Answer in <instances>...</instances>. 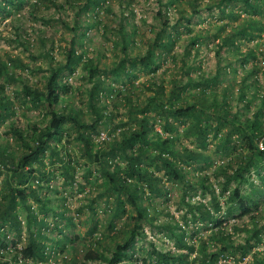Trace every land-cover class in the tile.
Masks as SVG:
<instances>
[{"label": "trees", "instance_id": "trees-1", "mask_svg": "<svg viewBox=\"0 0 264 264\" xmlns=\"http://www.w3.org/2000/svg\"><path fill=\"white\" fill-rule=\"evenodd\" d=\"M177 1L156 0L159 8L155 11V16L159 20L160 28L147 43L143 54L132 55L129 53V48L135 23L130 16L133 13L129 8V2L128 5L121 7L118 15L111 11L110 6L104 7V13L111 18L108 19V23L106 21L102 25V31L105 34L109 29H115L117 42L115 41L114 46L119 48L121 53V57H117L113 67L105 68L107 72H101L98 65L93 63L91 58H85L84 52L78 48V38L84 36L85 30L98 23L94 21L85 22L83 25L75 23L71 29L73 31L71 39L60 51L63 61H55L52 47L48 48L46 45L48 39L39 37L42 51L38 55L46 60L45 68L36 64H33L32 68H26L18 55L6 54V61L0 57V78L6 82H15V80L19 82L21 79L19 88L21 98L24 102H28L32 109L40 110L42 119L45 117L41 125L32 122L25 127L10 126L11 138L16 147L10 149L5 143V146L0 144V229L5 231L4 234H0V264H9V260L17 263L20 256L35 261L46 258V245L43 242L46 239L44 235L46 223L44 217L38 219L34 214L29 201L32 200L37 205L38 212L41 214L51 210L48 205V196L41 194L40 190L48 188L53 173L51 169L46 168L49 165L53 166L54 162H58L64 179H69V184L73 181L69 154L61 151L62 145L58 147L63 136H66L70 130L76 133L79 156L85 159L86 163L96 166L98 170L102 185L98 196L104 197L105 201L107 198L112 199V206L106 203L105 209L108 213L106 219L108 231L114 230L116 234H123L122 240L112 241L114 247L110 251L109 258L101 254L103 249L100 247H105L106 244L104 239L99 237L96 238L94 248L81 249L82 259L95 260L96 257H100L106 264H118L124 258L133 259V254L128 251L132 252L135 237H145L143 230L145 224L164 230L172 237L174 246L178 249L164 253L153 251L157 257V264H224L218 263L219 258L224 256H231L234 261L240 262L260 240L257 231L264 226H255L253 230L244 229L247 233L244 238L240 241L234 240L230 232L232 228L227 231L223 221L215 217L214 213L219 209L218 195L214 193L208 175L200 172L209 161V157L202 151L207 147V135L212 139L216 138V132L222 130L225 125L228 126L220 139L219 148L224 152L228 148L231 133L235 132L241 145L246 146V150L238 154L239 161L231 170L217 167L214 175L221 174L223 177V182L219 184V193L225 192L231 181L246 182L244 173L253 166L257 170L258 162H264V93L259 92L258 82V73L264 77V53L253 47L240 50L235 35L238 34L240 38L253 37L249 31H245L246 27L226 34L217 42L215 49L217 65L214 74H197L192 77L188 76L191 66L182 67L186 79L184 82L180 79L179 81L171 79L172 87L167 98L164 97L163 79L148 82L150 85L153 84V91L143 95L142 98L135 97L132 91H127L123 100L127 106V121L131 124L116 123L112 129L115 130V135H109L105 131L108 130L105 127L114 124L115 121L112 119L111 111L106 113V102L101 104L100 99L104 97L106 101L110 99L114 102L115 97L111 95L112 87L104 84L102 76L105 73H111L115 78L123 75L124 80L130 81V77H136V73H133L136 66L147 71H156L159 64L156 63L154 54L156 52L165 54L170 51L175 41L173 33L166 32L168 17L165 4L169 5ZM228 1L235 0H217L215 4L218 6ZM238 1L244 4L246 12L250 15L264 10V0ZM64 2L74 9L76 16H80L100 7L105 0H64ZM50 3L58 10L59 16L62 15L64 5L54 0ZM196 3L197 0H194L192 6L194 7ZM36 8L37 1L34 0H0V18L12 20V40L17 44L23 45L22 40H25L26 33L22 25L18 23L21 16L19 11L25 10L34 17ZM123 10H127V14ZM218 11L220 14L224 13L223 8ZM252 25H254L253 20ZM195 41L196 38L191 39L190 45L184 48L186 56L191 54ZM23 47L26 48L25 45ZM221 49L226 51L232 49L235 60L240 66L243 67L249 63L247 69H243L244 73L236 81L234 100L237 108L234 111L231 110L232 90L229 86V84L233 85V79H229L226 84H221L222 77L227 72L225 67L219 65V62L225 60V58L220 59L218 55ZM258 57L263 63L260 70ZM227 64L231 65L230 62ZM78 65L84 69L87 79L91 81L90 85L84 89L85 105L58 106L61 95L71 91L66 83L61 82L62 74L64 71L72 73ZM16 68L28 69L31 74L42 73V75L38 82L30 81L17 73ZM234 71L235 69L232 68L231 72L234 73ZM4 84V81L0 82V122L15 115L11 106L12 102L2 93ZM216 84L220 85L217 91L212 89V86ZM187 86L192 89L190 101L189 103L180 102L183 90ZM134 100H137V104H134ZM255 100L258 103H254ZM86 113L90 116L86 117ZM156 118L161 123V131L165 133L163 137L160 136L161 133L159 135L153 130ZM101 131L106 132L109 138L98 142V146L95 147L94 136L97 137ZM178 131L182 137H190L194 147L183 146L177 136ZM231 148L235 149L236 145L232 144ZM185 166L192 170L199 168V173H194V180L189 177V171L183 168ZM163 179L170 182V187L178 184L181 189L179 198L186 208L181 216V222L173 219L168 213H164L167 218L157 221V215L162 211L157 209L155 201L168 194L167 188H164L162 184ZM197 188L205 190L204 193L201 192V196H205L206 193L209 195L210 205L190 200L188 192ZM252 200L242 195L237 186L226 198V202L236 203L243 215H247L248 212L245 201ZM125 205L129 207L130 214H127V218L131 225L124 223L118 228L114 227L115 220L127 213ZM87 207L92 215L91 226L95 229V208L92 207V202ZM22 211L25 212L24 221H21L19 216ZM53 214L61 217L63 211L57 210ZM22 222H24L26 237L24 243L18 245ZM203 223L211 224L205 227L209 232L208 237L194 239L193 242L186 240L187 237L195 238L198 232L196 225ZM234 229L241 232L240 228ZM6 232H11L14 238L8 240ZM88 232L90 234L92 228ZM116 236L114 235L113 238ZM251 240H255V243H251ZM194 242L197 243V247ZM3 251L5 254L2 253ZM192 253L194 255L189 259V254ZM261 260L260 263L255 257L252 264H264L263 257ZM144 262L145 259L142 263ZM64 263L76 264V260L72 258Z\"/></svg>", "mask_w": 264, "mask_h": 264}, {"label": "rangeland", "instance_id": "rangeland-1", "mask_svg": "<svg viewBox=\"0 0 264 264\" xmlns=\"http://www.w3.org/2000/svg\"><path fill=\"white\" fill-rule=\"evenodd\" d=\"M37 1L36 15L30 16L25 10L19 11L20 23L25 30V40H22L23 47L21 44L14 42L11 19L0 18V57L6 61V54L18 55L21 58L22 63H25L26 68H32L33 64L41 65L43 68L46 67V60L39 56L38 53L42 51V45L39 41V37H46L47 47H52V54L55 61H63V56L60 51L65 47L68 41L73 35L71 30L75 23L83 25L88 21L98 22L95 26H91L85 30L84 36L78 38V48L84 52L85 58H91L93 63L98 65V69L103 72L105 68H111L117 62V57H121L120 49L114 46L116 41L115 29H109L104 32L102 31V25L108 23V19L111 18L109 15L104 13V7L110 6L111 11L118 15L121 11V7L128 5L131 8V18L135 23V30L132 39V43L129 48V53L132 54H143L147 47L149 40L154 37L156 31L160 28L159 20L155 16V11L159 8V3L156 0H105V2L93 11H87L85 15L76 16L74 9L67 6L64 0H54L58 4L64 5L62 15L59 16L58 10L50 3L51 0H34ZM75 1V0H72ZM78 1V0H77ZM194 0H178L177 2L167 7L168 25L166 26V32L173 33L175 37L174 44L170 51L165 54L156 52L154 54L156 63L159 64L156 71H147L136 66L133 73H136L135 78L130 77V81L124 80L123 75L114 77L111 73H105L102 78L104 84H108L112 87L113 91L111 95H114L115 101L112 102L110 99L101 98L100 103L106 102V113L112 112V119L115 121L114 124L105 127L107 133L115 135L114 125L117 123L128 122L127 125L131 124L127 121V106L123 100V96L127 91H132L135 97L142 98L143 95L151 93L153 91V84L148 82L158 79H163L164 97L167 98L168 93L172 87L170 80L179 79L184 82L186 75L184 74L182 67L191 66L188 76H194L197 74L212 75L215 72L216 67V55L215 49L217 42L230 32H236L242 27H246L245 31H249L253 37L240 38L237 34L235 35L237 43H239L240 50H244L246 47H253L257 51L264 53V10L261 13L250 15L246 12L245 6L241 1H228L220 3L218 6L215 4L217 0H197L196 5L193 7L192 3ZM161 8V7H160ZM223 8L224 13L220 14L218 9ZM162 10V8H161ZM127 14V10H123ZM232 15H229V14ZM61 17V18H60ZM251 20V23H250ZM252 20L254 25H252ZM65 22L66 24H64ZM250 23V24H249ZM83 28V26H80ZM248 27V28H247ZM79 36V33H77ZM196 38L194 42L191 54L186 56L184 54V48L190 45L191 39ZM117 42V41H116ZM52 43V44H51ZM152 44V43H151ZM218 55L221 58H225L219 62L221 67H225L226 75L221 81V84H226L229 79H233V85L229 84L232 90L231 96V110L234 111L237 107L235 105V87L236 81L244 73V68L247 69L249 63L246 66H240L239 62L235 60L232 49L226 51L224 49L219 50ZM260 57H258V60ZM230 62L231 65L227 64ZM263 63L258 61L259 70L262 68ZM232 68L235 69L234 73L231 72ZM15 71L20 73L22 77H26L30 81H39L42 73H29L28 69L16 68ZM20 71V72H18ZM107 72V71H106ZM61 82L67 84L69 89L68 93L61 95L59 100L60 105L71 106L75 105L81 107L85 105L83 99L85 98L84 89H86L91 81L87 79V74L80 65L74 68L72 73L64 71L61 77ZM19 82H6L0 78V82L4 81V87L2 93L6 95L12 102V109L14 110L13 115L8 119H4L0 122V144L8 146L12 149L16 147L13 138H11L10 126L25 127L27 124L35 122L41 125L45 121V117L42 119L41 111L32 109L28 102H24L21 98L22 95L19 93L20 88ZM258 82L260 86V93H264V77L261 73H258ZM157 84V82H155ZM219 84L212 86V89L218 90ZM152 89V90H149ZM18 93V94H17ZM192 94L190 87H185L180 98V102L187 101L189 103V96ZM137 100H134V104H137ZM254 103H258L257 100ZM166 106V104H164ZM86 111V108H85ZM90 114L86 113V117ZM123 121V122H120ZM153 130L155 133H160L161 137L165 136V133L161 131V123L159 119L154 120ZM67 125V124H66ZM225 125L222 130H218L216 138L212 139L207 135V147L202 151L209 157V161L206 167H203L200 171L208 175L209 181L214 188V193L218 195L219 209L214 213L216 218L223 221V226L227 231L232 230V236L235 241H240L247 234L244 229L253 230V228L264 226V162L259 161V168L250 167L244 176L247 178L246 182L236 183L231 181L228 184V189L222 194L219 193V184L223 182L221 174L214 175L218 166L225 167L228 171L231 170L239 161L238 154L243 153L246 149L241 145L240 140L235 135V132L231 133L228 148L223 152L219 148L220 139L223 137L226 128ZM112 127V128H111ZM103 128V127H102ZM182 129V127H180ZM155 133L153 135H155ZM177 136L181 140L183 146L194 147L190 137H182L180 131ZM76 133L74 130H70L66 136L64 135L60 141L58 147H61V151L68 153L71 160L70 165L72 166L71 173L73 174V181L69 182V179H64L61 174V169L58 167V162H54L53 166H47L48 170H52V177L48 183V188L40 190L41 194L48 196L49 210L45 214L38 212L37 205L29 201L31 209L39 218L44 217L46 228L44 229V235L46 237L43 242L46 245L45 252L46 258L42 261H35L33 259L18 257L17 263L9 260V264H66L65 261L74 258L76 264H106L100 257H96L95 260L82 259L80 253L82 248H94L96 238L101 237L105 241V247L102 248L101 254L106 258L110 257V251L113 249L116 242L123 239V234H116L114 230L108 231L106 219L108 213H106V203L112 206V199L107 198L105 201L104 197L98 196V193L102 189L101 178L99 176L96 166L91 163H86V160L79 156L77 153V142ZM98 140L94 136L95 147L98 146ZM5 143V144H4ZM235 144L236 148H231V145ZM59 149V148H58ZM242 151V152H241ZM18 154V152L16 153ZM238 156V157H237ZM195 165H193L194 167ZM189 171V177L192 179L195 177L194 173H199V168L192 170L189 167H183ZM71 174L70 172H68ZM194 180V179H193ZM251 183V184H250ZM164 188H167L168 194L166 197L157 199L155 205L157 209L162 212L157 215L159 220L167 218L164 213L171 215L173 219L181 222V216L186 211L185 206L180 201L179 195L181 189L178 184H173L170 187V182L162 180ZM80 186V187H78ZM239 189L242 195H246L252 198V201H245L247 205V215L241 214L236 203L226 202V198L229 192L235 187ZM201 192H205L200 188L190 190L188 197L192 202L200 201L206 205H210L209 195L206 193L205 196H201ZM92 202V207L95 208L94 220L96 221L95 229L91 226V214L88 209V204ZM209 203V204H208ZM231 205V206H230ZM230 208L228 209V207ZM127 213L123 214L122 217L115 220L114 227H119L131 223L128 221L127 214H130L128 205H125ZM63 211V216L59 217L57 214H53L54 211ZM53 213H52V212ZM21 221H24L25 212L20 213ZM254 216V218H253ZM256 222H255V220ZM256 223V224H254ZM154 225V224H153ZM206 225V226H205ZM197 224L198 232L195 238L187 237L186 240L193 242L194 239L208 237L209 232L205 227H209L211 224ZM240 228L235 230L234 228ZM92 228V232L89 234V230ZM191 228V227H189ZM258 232L259 241L254 245L249 254H247L242 261L236 262L228 256L226 258H219L218 263L228 264H252L257 260L262 262L261 257L264 258V228H259ZM145 237H135L132 249L128 253H132L133 259L124 258L118 264H143L142 261L145 259L144 264H157V253L172 252L178 249L174 246L172 237L167 234L164 230L159 229L156 226H149L145 224L143 227ZM5 231L0 229V234H4ZM7 239L11 240L14 238L11 232H6ZM20 243L22 245L25 241L26 231L24 228V222L21 223V234ZM114 235H117L113 238ZM251 243H255V240H251ZM151 242L153 244H151ZM210 243V241L208 240ZM9 245V244H8ZM197 247V243L194 242ZM50 247V248H49ZM99 251V250H98ZM183 251V250H181ZM180 251V252H181ZM5 254V251L2 252ZM194 253L189 254V259L192 258ZM236 255V254H235ZM234 255V257H235ZM5 259V258H3ZM236 259V257L234 258ZM226 261V262H225Z\"/></svg>", "mask_w": 264, "mask_h": 264}, {"label": "built area", "instance_id": "built-area-1", "mask_svg": "<svg viewBox=\"0 0 264 264\" xmlns=\"http://www.w3.org/2000/svg\"><path fill=\"white\" fill-rule=\"evenodd\" d=\"M96 138H97V140L100 142V141L107 140L109 137H108V135H107L106 132L101 131V132H99V134H98V136H97ZM259 147H260V144H259ZM227 257H228V256H227ZM222 258H226V257L224 256V257H222ZM225 262H226V261H225ZM229 262H230V261L228 260L227 263H229Z\"/></svg>", "mask_w": 264, "mask_h": 264}]
</instances>
